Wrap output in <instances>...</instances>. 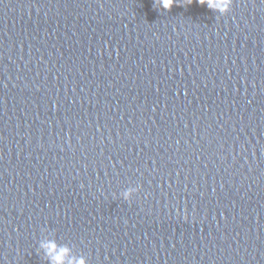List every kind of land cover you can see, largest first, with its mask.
<instances>
[{
    "label": "water",
    "instance_id": "95a60500",
    "mask_svg": "<svg viewBox=\"0 0 264 264\" xmlns=\"http://www.w3.org/2000/svg\"><path fill=\"white\" fill-rule=\"evenodd\" d=\"M47 238L264 264V0H0V264Z\"/></svg>",
    "mask_w": 264,
    "mask_h": 264
},
{
    "label": "clouds",
    "instance_id": "9594fccd",
    "mask_svg": "<svg viewBox=\"0 0 264 264\" xmlns=\"http://www.w3.org/2000/svg\"><path fill=\"white\" fill-rule=\"evenodd\" d=\"M199 3L221 14H227L232 9L233 0H199ZM175 4H179V0H155V5L164 10H171ZM137 191H139L138 187L126 189L123 192L124 199L131 200ZM39 250L42 251L47 264H88L86 256L73 255L69 245L62 244L54 238L41 240Z\"/></svg>",
    "mask_w": 264,
    "mask_h": 264
}]
</instances>
